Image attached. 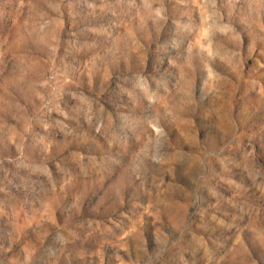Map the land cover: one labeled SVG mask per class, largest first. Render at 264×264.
Returning a JSON list of instances; mask_svg holds the SVG:
<instances>
[{
    "label": "rangeland",
    "instance_id": "1",
    "mask_svg": "<svg viewBox=\"0 0 264 264\" xmlns=\"http://www.w3.org/2000/svg\"><path fill=\"white\" fill-rule=\"evenodd\" d=\"M0 264H264V0H0Z\"/></svg>",
    "mask_w": 264,
    "mask_h": 264
}]
</instances>
